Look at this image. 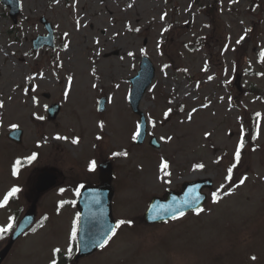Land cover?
I'll return each mask as SVG.
<instances>
[{
  "label": "rangeland",
  "instance_id": "1",
  "mask_svg": "<svg viewBox=\"0 0 264 264\" xmlns=\"http://www.w3.org/2000/svg\"><path fill=\"white\" fill-rule=\"evenodd\" d=\"M20 1L15 25L0 6V113L24 132L15 150L20 186L28 188L34 172L60 156L59 163L80 158L85 169L128 151L110 159L112 213L125 223L101 250L76 262L69 258L76 208L68 198L45 194L35 204V231L25 232L2 264H50L54 248L60 249L56 261L67 258L62 264H264V1ZM42 15L53 24L55 49L31 48L44 34ZM142 56L156 73L140 101L147 138L136 145L128 79ZM237 75L241 91L234 86ZM51 102L61 111L49 121ZM252 125L259 150L249 140ZM241 130L243 171L237 174L235 165L226 179ZM151 135L160 149L149 147ZM219 158L222 168L212 164ZM213 172L215 189L203 211L166 224L140 221L153 195ZM30 205L22 197V206Z\"/></svg>",
  "mask_w": 264,
  "mask_h": 264
},
{
  "label": "water",
  "instance_id": "2",
  "mask_svg": "<svg viewBox=\"0 0 264 264\" xmlns=\"http://www.w3.org/2000/svg\"><path fill=\"white\" fill-rule=\"evenodd\" d=\"M6 6L9 7V12L13 22L16 21L19 14V1L18 0H1ZM40 22L45 25V30L48 32L46 36H37L32 40L33 49H38L41 46L54 47L51 22H47L43 17L40 18ZM117 52V51H115ZM139 69L137 74L129 79L132 84L129 102L132 106V110L141 116L140 118V136L137 138L139 144L145 138L146 125L144 115L139 110V101L142 99L144 92L151 84V80L154 77L155 71L151 60L148 57H142L140 60ZM239 77H237L236 84L239 83ZM105 98L99 100V110L105 108ZM48 109V118L53 119L59 111L58 104H52ZM22 132L21 130L12 131L10 137H12L16 143H20ZM150 145L159 148V143L156 137H151ZM100 172V184L97 187H84L80 191V197L77 205L79 206L80 221L78 229V254L80 256L89 255L93 251L99 249L105 241L111 237L112 230L115 229V221L111 214V198L113 196V188L111 185L112 171L111 163L102 162L99 165ZM45 176L38 178V185L42 188L44 185ZM211 187L210 179L202 180L198 179L194 182H186L183 184L180 191L168 190L162 197L154 196L150 200V204L143 214V222L155 224V222H166V220L174 218L181 213H186L188 210H197L205 202V194L202 193V188ZM35 202L31 205V208L24 214L21 222L15 228L13 235L10 238V242L0 251V262L4 259L7 251L10 249L14 239L22 234L25 229L34 221L35 215Z\"/></svg>",
  "mask_w": 264,
  "mask_h": 264
},
{
  "label": "flooded vegetation",
  "instance_id": "3",
  "mask_svg": "<svg viewBox=\"0 0 264 264\" xmlns=\"http://www.w3.org/2000/svg\"><path fill=\"white\" fill-rule=\"evenodd\" d=\"M1 4V2H0ZM2 8V15L5 14V16H9L7 13V9L0 5ZM6 10V11H5ZM0 15V17H2ZM5 116V121L3 117ZM9 123V124H8ZM13 124L9 122V114L6 113L5 115H2V112L0 113V201L3 200V197L13 188L16 187L19 189V191L12 197L9 198L8 203L0 208V228H4L7 224L11 223L12 227L7 232H0V249L5 245L6 242H8V238L13 233L15 226L19 222L20 218L24 214V211L27 209L22 206V197H25L27 201L32 202L34 199H40L43 197L42 195L45 194H53L58 197H65L68 198V203L76 208V200L78 197V192L80 188L84 185H95L98 184V165L103 160H110V159H119L120 156H115L114 153L111 157L108 159H102L98 158L95 162V167L90 170V165L83 169V161H81L80 158H71L69 162H62L59 163L58 161H63V158L60 156L57 160H54L53 162H47L43 168L37 169V171L34 172L33 179L28 181V188H26L24 185L22 187L20 186V175H19V165H16L17 154H16V147L17 144L12 141L8 135L11 130H13ZM240 135V134H239ZM241 145V142L239 143ZM237 149V148H236ZM235 149V153H236ZM47 157L49 154H46ZM242 147L240 149V159L239 161H234V164L237 165V174L242 173L243 171V165H242ZM59 163V166H58ZM214 167L219 166V168L224 166V159H217L212 162ZM16 166L18 171L16 175H13V166ZM225 168V167H224ZM85 170V171H84ZM224 170V169H223ZM40 172H45L49 175V179L47 178L45 181V185H47L46 190L44 192H40L38 190V186L36 185L37 182V175ZM213 172V174H208L209 177L212 179L213 176H216ZM22 196V197H21ZM40 197V198H39ZM11 217V220L9 218ZM6 219V220H5ZM1 220L3 222L1 227ZM37 226V223L35 225H32L28 228L27 231L32 232L35 231V228ZM7 227V226H6ZM24 235H21L19 238H17L12 245L11 250L20 242L19 240ZM10 250V251H11ZM9 251V252H10Z\"/></svg>",
  "mask_w": 264,
  "mask_h": 264
},
{
  "label": "snow or ice",
  "instance_id": "4",
  "mask_svg": "<svg viewBox=\"0 0 264 264\" xmlns=\"http://www.w3.org/2000/svg\"><path fill=\"white\" fill-rule=\"evenodd\" d=\"M161 18L163 19V17H161ZM241 39H243V37H241ZM239 42H240V41H237V43H239ZM129 55H132V53H129ZM262 55H264V53H262ZM209 79H211V77H209ZM93 87H95V85H93ZM2 106H3V105L0 104V107H2ZM169 112H171V109H169L167 112H165V117L168 116ZM13 127H15V125H13ZM206 135H207V134H206ZM139 136H140V126L137 125L136 131L133 133L132 139H133V140H136ZM57 139H64V137H57ZM168 139H171V137H169ZM77 142H78V141H77L76 139H73V141H72V143H74V144L77 143ZM241 147H242V144H241V145H238V146H237V149H236L235 158H236L237 161H239V159H240V149H241ZM114 155H117V153H114ZM119 155H127V153H119ZM34 159H35V154H33L32 156L28 157L29 162H31V160H34ZM19 163H20L19 160L16 161V165H19ZM94 167H95V162H92V163L90 164V170L93 169ZM167 167H168V165H167L166 162H163V163L161 164V169H162V170L167 169ZM195 167H196V168H203L204 166H203L202 164H200V165H196ZM233 167H235V165H233L232 167H230V168L228 169V173H229V175L226 177V179H230V178H231V173H232V168H233ZM17 171H18V169H17V167L14 165V166H13V172H12V174H13V175H16ZM164 174H165V175H170V173H168L167 171H165ZM244 182H245V180H244V179H241L240 183L243 184ZM221 187H223V186H221ZM18 191H19L18 188L13 187V188H12V189H11V190H10V191H9L4 197H3V200L0 201V208L4 207V206L8 203L9 198L12 197V196H14ZM212 197H213V201L216 202L217 199H218V197H217V193H215V192L212 193ZM200 211H203V209H200ZM181 215H183V213H181ZM9 220H11V217L9 218ZM124 223H125V221H123V220L118 221L116 226L119 227L120 225H122V224H124ZM11 227H12V225H11V223H9V224L7 225V227L0 228V232H7ZM112 234L115 235V230H114V229L112 230ZM75 236H76V229H75V226H74V227H73V231H72V238L75 239ZM109 239H111V237H109ZM104 243L106 244L107 241H105ZM100 246L103 247L104 245L102 244V245H100ZM59 251H60L59 248H54V249H53V259L50 261V264H57V262H56V260H55L54 257H55V254L58 253ZM251 259H252L253 261H255V260L257 259V257H256V256H252Z\"/></svg>",
  "mask_w": 264,
  "mask_h": 264
},
{
  "label": "bare ground",
  "instance_id": "5",
  "mask_svg": "<svg viewBox=\"0 0 264 264\" xmlns=\"http://www.w3.org/2000/svg\"><path fill=\"white\" fill-rule=\"evenodd\" d=\"M83 79H84V77L81 78V80H83Z\"/></svg>",
  "mask_w": 264,
  "mask_h": 264
}]
</instances>
